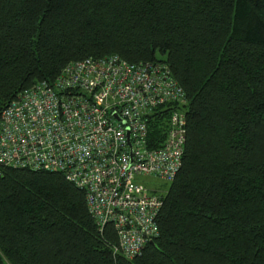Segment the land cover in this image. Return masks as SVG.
Wrapping results in <instances>:
<instances>
[{
	"label": "trees",
	"instance_id": "16d2710c",
	"mask_svg": "<svg viewBox=\"0 0 264 264\" xmlns=\"http://www.w3.org/2000/svg\"><path fill=\"white\" fill-rule=\"evenodd\" d=\"M108 55L163 62L185 93L158 235L114 254L113 227L98 230L62 174L3 168L0 264H264V0H0V114L66 64Z\"/></svg>",
	"mask_w": 264,
	"mask_h": 264
},
{
	"label": "built area",
	"instance_id": "2783aa9c",
	"mask_svg": "<svg viewBox=\"0 0 264 264\" xmlns=\"http://www.w3.org/2000/svg\"><path fill=\"white\" fill-rule=\"evenodd\" d=\"M185 104L163 62L129 63L117 55L72 61L1 112L0 172L62 174L84 192L98 230L113 227V253L132 259L158 235L165 194L147 193L136 179L174 180L186 141ZM157 117L163 123L152 139Z\"/></svg>",
	"mask_w": 264,
	"mask_h": 264
},
{
	"label": "rangeland",
	"instance_id": "374dc122",
	"mask_svg": "<svg viewBox=\"0 0 264 264\" xmlns=\"http://www.w3.org/2000/svg\"><path fill=\"white\" fill-rule=\"evenodd\" d=\"M136 183L139 184L147 193H165L168 183L163 182L159 179L149 177V176H141L136 179Z\"/></svg>",
	"mask_w": 264,
	"mask_h": 264
},
{
	"label": "water",
	"instance_id": "95a60500",
	"mask_svg": "<svg viewBox=\"0 0 264 264\" xmlns=\"http://www.w3.org/2000/svg\"><path fill=\"white\" fill-rule=\"evenodd\" d=\"M149 243H152V240H150Z\"/></svg>",
	"mask_w": 264,
	"mask_h": 264
}]
</instances>
